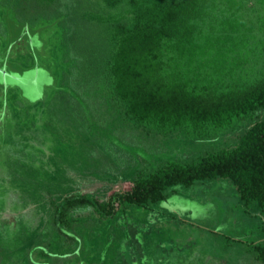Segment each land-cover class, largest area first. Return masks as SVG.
Instances as JSON below:
<instances>
[{
  "label": "rangeland",
  "instance_id": "obj_1",
  "mask_svg": "<svg viewBox=\"0 0 264 264\" xmlns=\"http://www.w3.org/2000/svg\"><path fill=\"white\" fill-rule=\"evenodd\" d=\"M147 2L0 0V264H264V203L245 202L228 178L167 189L145 206L116 201L56 221L76 194L105 201L168 161L194 163L235 148L250 120L197 136L160 134L139 124L114 87L121 35ZM158 51L169 81L236 91L264 79V0H198Z\"/></svg>",
  "mask_w": 264,
  "mask_h": 264
},
{
  "label": "trees",
  "instance_id": "obj_2",
  "mask_svg": "<svg viewBox=\"0 0 264 264\" xmlns=\"http://www.w3.org/2000/svg\"><path fill=\"white\" fill-rule=\"evenodd\" d=\"M116 6L122 0H105ZM133 6L147 2L131 28L117 25L120 45L113 57L114 87L126 102L128 112L142 126L160 134L184 130L200 136L208 130L222 131L236 122L250 120L264 108V79L234 91L197 90L164 77L158 51L187 25L185 13L195 10L198 0H129ZM228 178L234 181L245 202L264 203V119L257 120L241 137L235 148L209 152L189 164L168 161L159 171L139 176L131 190L116 193L105 201L87 195L65 197L56 209V221L69 225V211L92 206L105 216L115 213L116 201L145 206L168 199L167 189L175 185L191 186L197 181ZM130 239L140 252L142 245L136 227L129 225ZM133 246L125 264L137 260ZM264 261V245L256 244Z\"/></svg>",
  "mask_w": 264,
  "mask_h": 264
}]
</instances>
